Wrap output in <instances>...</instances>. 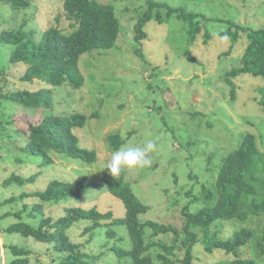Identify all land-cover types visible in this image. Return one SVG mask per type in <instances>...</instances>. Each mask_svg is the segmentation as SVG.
<instances>
[{
	"label": "rangeland",
	"instance_id": "374dc122",
	"mask_svg": "<svg viewBox=\"0 0 264 264\" xmlns=\"http://www.w3.org/2000/svg\"><path fill=\"white\" fill-rule=\"evenodd\" d=\"M28 10L14 11L9 5L0 4V35L6 31L39 27L43 34L48 27L58 24L64 0H30ZM112 5L121 24V33L114 49L94 51L81 57L82 84L66 82L52 88L55 103L54 115L86 116L84 128L75 129L81 144L98 155V162L87 164L52 153L53 164L42 167L39 179L26 186L7 185L16 175L29 178L40 171V158L29 159L21 151L26 144L24 137L11 125V116L30 111L8 100L5 95L20 89L40 90L45 84L22 82L25 68L11 63L13 46L0 44V264H12L18 259H29V264H60L66 255L54 250V245L36 242L20 235H10L7 229L18 223L15 213L22 211L26 218L39 203L35 197L20 200L23 193L32 195L47 189L52 180L74 182L86 175L93 186L92 192L79 200L57 206L45 204L44 217L58 219L69 207H98L113 209L121 216L124 207L108 194L101 176L114 152L109 139L119 134L125 145L139 146L152 140L157 149L150 154L149 167L126 171L127 182L132 184L136 197L149 208L142 221L182 230L186 225L183 208L193 197L203 198V186H211L223 166V160L237 150L247 134L255 136L258 148L264 153V81L243 75L233 82L235 99L226 79L228 73L242 66L243 56L250 40L243 30H264V0H96ZM148 1L165 3L175 9L200 14L202 33L195 42H189L190 25L176 16L159 24L155 19L145 27L147 38L136 40L135 26L148 10ZM64 15V14H63ZM26 26H24V24ZM40 23V24H39ZM59 25V24H58ZM70 22L62 18L61 26L67 29ZM232 26L238 30L240 40L219 39ZM211 35L206 40L205 34ZM189 54L193 60L189 59ZM26 161V163L20 162ZM13 202L7 203L11 199ZM193 210L198 205L192 206ZM124 213V211H123ZM13 215V216H9ZM37 227V221L27 220ZM85 224L70 231L74 243L84 244L90 236L81 237ZM117 237L110 239L105 231L82 248L99 260L91 264H119L114 253L101 256L114 245L130 249L124 228H115ZM251 229L256 235L240 249L239 258L255 259L264 264L255 244L264 240V216L249 221L216 224L211 234L229 240L241 230ZM200 242L194 248L193 264H218L234 260L223 250L209 254L203 244L204 235L195 231ZM151 234L148 231V236ZM172 236H157L156 242L172 243ZM11 247L29 252L17 256ZM163 252L153 249V254ZM182 252H180V255ZM122 264V263H120ZM130 264V263H125Z\"/></svg>",
	"mask_w": 264,
	"mask_h": 264
},
{
	"label": "trees",
	"instance_id": "16d2710c",
	"mask_svg": "<svg viewBox=\"0 0 264 264\" xmlns=\"http://www.w3.org/2000/svg\"><path fill=\"white\" fill-rule=\"evenodd\" d=\"M9 5L14 11L28 10L30 0H0V4ZM148 10L141 17L136 29V40L141 42L147 38L146 25L155 19L159 24L165 23L163 10L167 12V19L176 16L177 20L190 25L189 42H195L202 33L203 27L200 14L188 13L184 9H175L168 4L148 1ZM62 15L56 21L61 24L65 17L70 22L67 29L58 24L48 27L43 34L39 27L36 30L22 28L3 32L0 44L13 46L10 61L14 65L21 64L25 73L21 80L26 83L45 84L40 90L20 89L6 94L5 97L18 106L30 111L11 116L14 125L26 144L21 151L27 158L38 157L41 160L40 171L29 178L13 175L7 185L26 186L35 183L42 175V167L53 164L52 153L79 159L94 165L98 162V155L81 144L74 130L84 128L87 124L85 115L77 113L72 116H57L55 110L53 89L63 86L66 82L82 84L84 79L80 72L81 57L94 51H109L116 47L121 24L112 5H103L96 0H64ZM64 14V15H63ZM40 24V23H39ZM232 26L223 35H227L235 44L240 40L238 32L241 27ZM246 32L250 43L243 56L242 66L227 75V83L232 88L231 95L235 99L236 86L233 82L243 75H251L264 81V30ZM206 40L211 38L208 31ZM189 59L193 60L189 54ZM2 91V89H0ZM113 151L124 146L126 141L119 134L109 139ZM26 163V161L20 160ZM104 170L101 181L105 191L117 199L124 210L121 216H116L113 209L101 212L98 207L84 208L82 206L69 207L66 214L54 219L44 217L45 204L57 206L70 204L84 195L92 192L93 186L86 175L74 182L52 180L47 189L29 195L23 193L19 198L25 200L35 197L39 203L32 212L24 218L28 209L25 205L22 211L14 214L18 223L7 229L10 235H20L34 239L36 242L52 244L59 254L66 255L60 264H91L98 261L100 256L94 257L90 252L82 250L86 244H91L97 232L105 231L110 239L117 237L115 228H124L129 238L130 249H123L114 245L101 256L114 253L119 264H193L194 248L200 242L197 232H203V244L209 254L215 250H223L236 259L223 261L218 264H257L255 259L239 258L240 249L246 246L256 235L251 229L236 232L232 239L223 240L217 234H211V228L222 223L233 221H249L264 216V153L258 148L254 135L247 134L242 145L223 160V166L214 183L203 186V198L193 197L183 208L186 225L182 230L176 227L160 225L158 223L142 221V216L149 212L148 206L143 204L134 194L132 184L127 182L126 171L115 180ZM15 199L6 201L13 202ZM198 205L196 210L192 206ZM124 211V213H123ZM13 216V215H9ZM27 220L37 221V227ZM85 224L81 237L90 236V240L74 243L70 236L76 226ZM148 231L151 234L148 236ZM172 236V243L156 242L157 236ZM258 254L264 256V240L255 244ZM161 248L163 252L153 254V249ZM17 256L28 255L29 252L17 247H11ZM180 252L182 254L180 255ZM12 264H29V259H18Z\"/></svg>",
	"mask_w": 264,
	"mask_h": 264
},
{
	"label": "clouds",
	"instance_id": "9594fccd",
	"mask_svg": "<svg viewBox=\"0 0 264 264\" xmlns=\"http://www.w3.org/2000/svg\"><path fill=\"white\" fill-rule=\"evenodd\" d=\"M220 40L226 41L229 39L227 35L219 37ZM157 149L156 143L152 140H147L139 146H121L114 151L107 164V172L115 179L121 176L125 170L133 171L149 167L152 164L150 154Z\"/></svg>",
	"mask_w": 264,
	"mask_h": 264
}]
</instances>
